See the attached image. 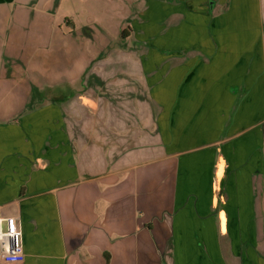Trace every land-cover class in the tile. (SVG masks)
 <instances>
[{
  "label": "crops",
  "instance_id": "1",
  "mask_svg": "<svg viewBox=\"0 0 264 264\" xmlns=\"http://www.w3.org/2000/svg\"><path fill=\"white\" fill-rule=\"evenodd\" d=\"M188 1L187 22H202L188 65L138 56L151 132L119 106L106 136H72L59 98L0 116V209L21 231L19 264H264V0Z\"/></svg>",
  "mask_w": 264,
  "mask_h": 264
},
{
  "label": "rangeland",
  "instance_id": "2",
  "mask_svg": "<svg viewBox=\"0 0 264 264\" xmlns=\"http://www.w3.org/2000/svg\"><path fill=\"white\" fill-rule=\"evenodd\" d=\"M3 3L0 116H16L43 105V101L61 100L67 125L76 137L87 136L86 131L91 129L106 136L108 125H113L107 119L108 110L119 106L130 115L132 125L137 126L135 132H151L153 109L137 71L138 56L147 66H160L159 56L160 64L187 66L195 52L189 45L188 28L191 31L200 25L202 32V22H187L191 9L188 0H10ZM157 4L163 6L156 7ZM67 16L75 22L74 31L63 24ZM161 17L163 36L155 40V18ZM59 26L61 33L55 29ZM145 34L151 39H145ZM98 51L95 60L93 57ZM198 57L203 59L202 55ZM124 58L126 66H123ZM91 59L79 79L69 85L66 80L83 67L77 65ZM108 66H114L115 70ZM119 82L123 83L121 87ZM66 97L72 98L65 102ZM83 101L88 108L82 105Z\"/></svg>",
  "mask_w": 264,
  "mask_h": 264
},
{
  "label": "built area",
  "instance_id": "3",
  "mask_svg": "<svg viewBox=\"0 0 264 264\" xmlns=\"http://www.w3.org/2000/svg\"><path fill=\"white\" fill-rule=\"evenodd\" d=\"M24 260L21 231L16 218L0 209V264H19Z\"/></svg>",
  "mask_w": 264,
  "mask_h": 264
},
{
  "label": "trees",
  "instance_id": "4",
  "mask_svg": "<svg viewBox=\"0 0 264 264\" xmlns=\"http://www.w3.org/2000/svg\"><path fill=\"white\" fill-rule=\"evenodd\" d=\"M54 101V100H53Z\"/></svg>",
  "mask_w": 264,
  "mask_h": 264
}]
</instances>
